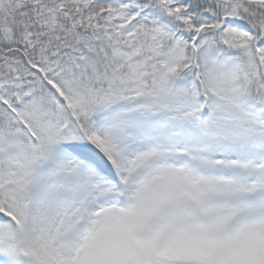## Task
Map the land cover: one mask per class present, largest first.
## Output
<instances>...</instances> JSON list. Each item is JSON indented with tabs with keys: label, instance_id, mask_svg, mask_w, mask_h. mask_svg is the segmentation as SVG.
I'll return each mask as SVG.
<instances>
[{
	"label": "snow or ice",
	"instance_id": "1",
	"mask_svg": "<svg viewBox=\"0 0 264 264\" xmlns=\"http://www.w3.org/2000/svg\"><path fill=\"white\" fill-rule=\"evenodd\" d=\"M0 264H264V0H0Z\"/></svg>",
	"mask_w": 264,
	"mask_h": 264
}]
</instances>
